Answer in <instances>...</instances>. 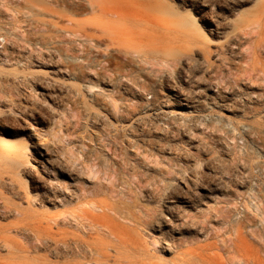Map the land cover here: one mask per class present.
Returning <instances> with one entry per match:
<instances>
[{
  "label": "rangeland",
  "instance_id": "rangeland-1",
  "mask_svg": "<svg viewBox=\"0 0 264 264\" xmlns=\"http://www.w3.org/2000/svg\"><path fill=\"white\" fill-rule=\"evenodd\" d=\"M103 6L93 48L0 0V264H91L78 237L107 264L264 260V0ZM101 201L161 214L121 245L81 221Z\"/></svg>",
  "mask_w": 264,
  "mask_h": 264
},
{
  "label": "bare ground",
  "instance_id": "bare-ground-1",
  "mask_svg": "<svg viewBox=\"0 0 264 264\" xmlns=\"http://www.w3.org/2000/svg\"><path fill=\"white\" fill-rule=\"evenodd\" d=\"M135 1L146 2L147 0H19L21 7L18 10V14L22 18V23H25L26 18L30 13L28 8L35 12V10H37L36 5H42V12L37 13L40 15L42 14V17L39 18L41 24L38 30V32L41 33V36H43L40 42L42 45L49 44V42L46 41V33L52 37L55 32L61 34V32L65 30L66 32L72 31L80 38H85L91 47L99 48L104 42V37L98 35L94 28H91V30L94 29L95 31L88 32V22L79 18V15L87 13L95 14L101 9H105L104 11L113 14H118L117 11L112 9L108 10L103 5L117 4L120 6H127ZM171 12H173V14L176 13L174 9H172ZM63 20H67L69 24L67 26H61L60 23ZM23 36L25 37V29L23 30ZM78 45L85 46L84 42H79ZM108 50L111 51L114 50V48L111 49V46L108 45ZM131 60L132 59L129 57L122 60H116L115 57H108L105 61L109 63L117 61V64L122 65L131 62ZM82 61L87 62L86 59H83ZM100 203L101 204L98 207L104 210L102 213L91 214L86 212V214H80L82 218L81 221L84 223V220H89L93 226L106 230L109 235L113 237V240L121 245L133 241V230H137L141 226H147V228L153 226L161 214L160 210L157 208H149L147 210L140 208L139 210H135L131 208L132 206H117L113 202L107 203L101 201ZM122 203H125V201L122 200ZM135 208H138V206H135ZM241 236L243 237V235ZM64 243L66 245V250L64 249L66 253L69 252L73 255H81L84 257L91 256V264H107L108 257L105 256L104 250L109 248L110 244L102 243L97 239L92 241L82 237L69 239L64 241ZM73 244L75 245L74 247ZM97 255H103V257L99 258ZM241 259L247 264H251V262L254 261H257L258 264H264V260H261L260 258L248 257L246 259L244 255H241Z\"/></svg>",
  "mask_w": 264,
  "mask_h": 264
}]
</instances>
